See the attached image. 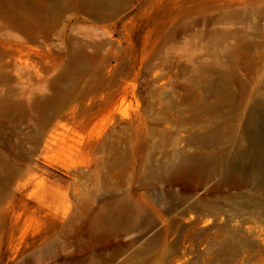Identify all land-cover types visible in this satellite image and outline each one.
Instances as JSON below:
<instances>
[{"label":"rangeland","instance_id":"obj_1","mask_svg":"<svg viewBox=\"0 0 264 264\" xmlns=\"http://www.w3.org/2000/svg\"><path fill=\"white\" fill-rule=\"evenodd\" d=\"M48 5L0 0V95L17 101L0 127V264H264V213L238 189L152 175L187 143L195 82L264 100V0Z\"/></svg>","mask_w":264,"mask_h":264},{"label":"bare ground","instance_id":"obj_2","mask_svg":"<svg viewBox=\"0 0 264 264\" xmlns=\"http://www.w3.org/2000/svg\"><path fill=\"white\" fill-rule=\"evenodd\" d=\"M69 1L46 0L49 5L48 8L44 7L47 11H51L61 8ZM183 1L187 3L199 2V0ZM228 1L234 2L235 0ZM87 2L94 4L95 7L106 9L108 16H115L123 10L126 0H87ZM90 7L92 9L91 5ZM86 32L88 33V31ZM18 59H20L19 56ZM23 59L19 61L20 64L14 62L16 63L14 67L17 70L15 72L19 77L23 71L28 70L31 72V69L35 68L34 62L30 63L29 59ZM4 75L6 76V74ZM12 77L14 76L12 75ZM23 82L25 83V81ZM237 82L242 83L239 78H237ZM221 83L222 81L219 82V84ZM209 86L211 87V84ZM36 89L38 90V88ZM11 92L12 90L6 89L4 94L0 95V127L9 125L10 121L2 119L12 115L14 105L17 102L11 99L13 97ZM62 92L64 94L65 91L62 90ZM184 101L187 102L188 110L193 111L189 118L193 128L190 130V136L187 138L185 145L189 149L184 147L176 150L169 156L172 160L158 165L152 175L159 176L175 172L182 180L188 178L193 183L191 184L192 187L219 177L220 181L215 184L211 191L238 189L239 193L231 195L230 200L232 201L235 196L246 197L247 199L239 206L255 207L262 210V213H258L262 215L264 213V127L262 126L261 116L264 114V100L246 88L237 92L229 89H212L211 87L206 92H199L195 82V86L184 97ZM69 114L72 115L73 113ZM51 117V115L47 116L46 121L48 123L51 122ZM64 119L68 120L69 118L64 116ZM55 137L54 133H50L47 145L52 143ZM8 166L9 164L1 165V169L5 170ZM148 166L153 169V161H149ZM247 187L254 192L244 193L242 190Z\"/></svg>","mask_w":264,"mask_h":264}]
</instances>
